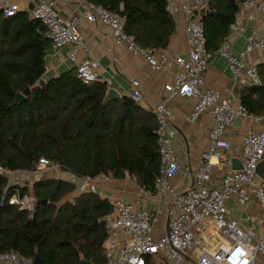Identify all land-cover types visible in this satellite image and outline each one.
Segmentation results:
<instances>
[{
  "label": "trees",
  "instance_id": "trees-1",
  "mask_svg": "<svg viewBox=\"0 0 264 264\" xmlns=\"http://www.w3.org/2000/svg\"><path fill=\"white\" fill-rule=\"evenodd\" d=\"M123 22L124 32L141 47L161 51L175 31L167 0H84ZM245 0H205L200 19L205 47L212 56L229 37V27ZM45 28L27 13L3 16L0 11V165L11 171H32L40 159L61 172L132 178L153 191L159 155L154 113L129 97L108 96L105 82L84 84L71 69L45 80ZM260 86H244L237 101L253 117L264 116V60L257 64ZM30 89L25 100L17 94ZM0 175V252L13 251L34 264H104V219L112 205L96 194L66 197L74 188L66 180L34 181L36 198L31 219L7 203ZM27 194L28 188H19ZM45 202V203H43Z\"/></svg>",
  "mask_w": 264,
  "mask_h": 264
},
{
  "label": "built area",
  "instance_id": "built-area-1",
  "mask_svg": "<svg viewBox=\"0 0 264 264\" xmlns=\"http://www.w3.org/2000/svg\"><path fill=\"white\" fill-rule=\"evenodd\" d=\"M205 7V0H167V10L173 18L181 14L187 18L184 31L188 52L179 56L139 46L124 32L121 19L100 6L84 1L80 15L87 22H101L107 26L116 44L124 45L131 55L144 58L150 68L174 71L173 81L164 85L166 95L153 108L158 124L159 155L153 190L159 196L169 197L168 231L165 232V227L160 235L154 234V226L163 214L160 208L151 212L138 209L137 202L104 196L103 199L113 207L112 213L104 219L107 234L103 243L104 264H152L154 257L161 258L165 264H264V230L256 234L243 229L226 208L230 199H234L240 207L253 199L264 214V180L256 175L258 163L264 158V130L248 129L242 137L237 160L240 170L233 169L235 159L230 154L231 145L224 137L235 119L264 123V116H250L237 100L223 98L218 90L206 85L205 74L213 56L206 50L199 18ZM18 11V5L14 3H6L2 7L5 17H12ZM30 18L43 25L45 37L53 49L68 48L67 59L74 63L79 80L84 84L98 81V59L80 35L76 16L65 19L55 11L53 0H40L30 11ZM247 21L253 22L251 29ZM229 30V37L221 43L215 56L225 62L234 84L260 86L257 65L247 63L246 59L256 51H264V0H245L241 3ZM233 38L243 42L237 52L233 51ZM80 53L82 57L79 59ZM130 87L128 97L140 104V83L132 79ZM174 97L195 100L188 117L190 123L202 115L211 120L208 147L201 157L202 167L195 173L193 185L183 193H176L171 184L180 173L172 143L176 133L175 114L168 106ZM215 169L223 173L219 188L208 186ZM51 170H56L58 176L63 174L58 165L45 159H40L32 171H11L0 165V175L7 180L6 190L14 188L7 203L26 212L31 219L36 205L32 177ZM64 174V178H59L72 185L78 195H99L100 185L110 180L100 175L79 178ZM21 187H27L28 193L22 195L19 191ZM152 200L160 204L159 200ZM246 219L249 220L250 216ZM21 262L31 264L13 251L0 252V264Z\"/></svg>",
  "mask_w": 264,
  "mask_h": 264
},
{
  "label": "crops",
  "instance_id": "crops-1",
  "mask_svg": "<svg viewBox=\"0 0 264 264\" xmlns=\"http://www.w3.org/2000/svg\"><path fill=\"white\" fill-rule=\"evenodd\" d=\"M39 1L0 0V11H2V7L6 3H14L19 7L17 13H27L30 17V11ZM53 1L54 9L61 17L65 19L72 16L77 17V27L80 35L84 39L88 49L98 59V80L105 82L108 90H114L119 95L118 98L122 96L128 97L131 88L130 80H137L140 83L142 93V100L138 105L145 111L153 112V108L160 102L162 96L166 95L164 85L170 84L173 81L174 71L166 72L150 68L144 58L135 57L127 51L124 45L116 44L107 26L101 22H87L80 15L84 8V0ZM173 19L175 31L168 40L167 48L163 51L169 55L185 56L188 52L184 31L187 18L181 14ZM247 25L249 29L254 26L252 21H247ZM232 40L233 51L237 52L241 49L243 42L238 38H233ZM67 52V47L55 50L51 45L48 46L45 56V65L48 69L42 77L44 81L75 68L74 63H71L67 59ZM81 57L82 53L79 54V59ZM263 60L264 51H256L250 57H247L246 62L257 65ZM205 83L208 87L218 90L223 98L234 99L232 91L235 84L230 78L225 62L215 56V54L208 63ZM194 104L195 100L182 97H174L168 104L175 114L174 126L176 133L172 143L180 167V173L171 182L176 193H183L188 187L193 185L194 175L202 167V153L208 147V132L211 128V120L202 115L194 123H190L188 117ZM248 129L262 131L264 130V123L261 121H241L238 125L233 124L224 135L231 145L230 154L235 160H238L240 157L241 140ZM262 170L264 171V166ZM222 175V172L216 169L213 170L208 186L219 188ZM21 178L25 179V176ZM258 178L261 179L260 177ZM76 195L78 194L74 192L66 197V199L71 200ZM98 196L102 199L104 196H109L110 198H123L137 202L136 207L138 209H147L151 212L160 208L163 214L160 217V221L155 224L154 234L158 236L164 232L168 219V196H159L154 190L145 191L136 184L134 179L128 177L122 180L110 179L103 183L99 187ZM152 199L159 200L160 204L153 202ZM226 208L229 215L236 219L243 229L252 230L253 220H258V234L264 230V214L257 207L253 199L243 207L237 205L234 199H230L226 203ZM247 216H250L249 220L246 219Z\"/></svg>",
  "mask_w": 264,
  "mask_h": 264
},
{
  "label": "water",
  "instance_id": "water-1",
  "mask_svg": "<svg viewBox=\"0 0 264 264\" xmlns=\"http://www.w3.org/2000/svg\"><path fill=\"white\" fill-rule=\"evenodd\" d=\"M205 16V13L204 12H200L199 13V18H203ZM167 45H168V40L164 43V45L162 46V50H165L167 48ZM39 84L42 86L45 84V81L43 79H41L39 81ZM242 88V85L240 84H235V87L232 91V97L237 100L238 99V94H239V91L240 89ZM30 92V89L29 88H26L24 90V92L22 94H17L16 95V98L19 102H22L25 100V97L26 95H28ZM108 96H111V97H115V98H118L119 95L112 89H109L108 92H107ZM241 123V120L239 118L235 119L234 121V125H238ZM264 166V158L258 163V166H257V169H256V175L258 177L261 178V180H264V171L262 170ZM233 169L235 170H240L241 169V166L239 164V162L237 160H234L233 161ZM40 180H61L59 177H58V172L56 170H51V171H47L45 173H43L40 177ZM45 203V202H43ZM168 222H169V219H167L166 221V230L165 232L167 233V228H168ZM34 264H37V261L34 262ZM80 264H90L88 262H85V261H81Z\"/></svg>",
  "mask_w": 264,
  "mask_h": 264
},
{
  "label": "rangeland",
  "instance_id": "rangeland-1",
  "mask_svg": "<svg viewBox=\"0 0 264 264\" xmlns=\"http://www.w3.org/2000/svg\"><path fill=\"white\" fill-rule=\"evenodd\" d=\"M65 176L66 175L63 173V174H60L58 177H65ZM40 177H41V175H35L32 177V181L34 182V181L38 180ZM258 223H259L258 220H253V222H252V230H254L257 234L259 232L258 231V227H259ZM159 228H160V226H159ZM21 264H24V263L21 262ZM152 264H165V262H164V260H162L159 257H154L152 259Z\"/></svg>",
  "mask_w": 264,
  "mask_h": 264
}]
</instances>
